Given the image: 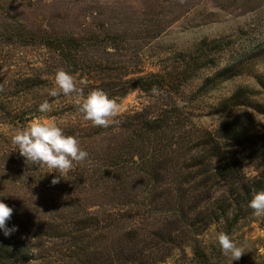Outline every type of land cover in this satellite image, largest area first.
Masks as SVG:
<instances>
[{
    "label": "rangeland",
    "instance_id": "1",
    "mask_svg": "<svg viewBox=\"0 0 264 264\" xmlns=\"http://www.w3.org/2000/svg\"><path fill=\"white\" fill-rule=\"evenodd\" d=\"M93 90L122 103L118 126L83 119ZM35 118L88 153L56 185L12 151ZM263 145L264 0H0V201L17 228L0 264H232L218 232L243 247L233 264H264V216L241 188ZM223 161L239 181L214 177Z\"/></svg>",
    "mask_w": 264,
    "mask_h": 264
},
{
    "label": "clouds",
    "instance_id": "2",
    "mask_svg": "<svg viewBox=\"0 0 264 264\" xmlns=\"http://www.w3.org/2000/svg\"><path fill=\"white\" fill-rule=\"evenodd\" d=\"M55 88H58L65 96L74 93L76 86L73 76L64 70L57 71ZM55 88L49 93L51 96L58 94ZM152 91L155 94L157 90L153 88ZM77 103L83 119L90 121L95 127L107 129L120 124L118 117L123 112L122 103L116 98H110L102 90L91 91ZM50 110L51 106L47 101L40 104L38 108V112L42 114ZM10 144L12 151H18L27 164L46 166L53 170L51 173H58L59 175L52 179V185L59 183L60 179L72 170L74 162H83L88 157L87 151L81 147L76 137L66 135L57 124L41 118L33 119L22 130L16 131L10 138ZM247 206L252 209L254 216H264V190L253 192ZM12 214L13 209L0 201V232L5 237L17 231L15 226L7 227ZM228 215L231 216V212ZM215 241L222 254L231 259L232 264L245 253L243 247L238 246L224 232L216 233Z\"/></svg>",
    "mask_w": 264,
    "mask_h": 264
},
{
    "label": "trees",
    "instance_id": "3",
    "mask_svg": "<svg viewBox=\"0 0 264 264\" xmlns=\"http://www.w3.org/2000/svg\"><path fill=\"white\" fill-rule=\"evenodd\" d=\"M17 1V0H14ZM11 0V2H14ZM20 1V0H19ZM4 3V2H3ZM5 4V3H4ZM8 5V3H7ZM222 142L218 139H213L210 146V151L212 155L219 154L217 150L221 149ZM264 146V145H263ZM262 146V147H263ZM261 148V147H260ZM260 152H255V157L259 160L260 165L262 166V171L259 174V177L253 182L246 181L247 183L242 184V189L245 190L248 194V197L252 198V193L260 190H264V149L259 150ZM239 169L232 163L223 161L220 163V166L217 167V170L214 173V177L219 178L220 180H233L235 182L239 181L241 175L238 173Z\"/></svg>",
    "mask_w": 264,
    "mask_h": 264
}]
</instances>
